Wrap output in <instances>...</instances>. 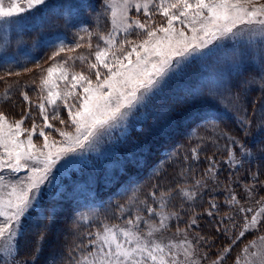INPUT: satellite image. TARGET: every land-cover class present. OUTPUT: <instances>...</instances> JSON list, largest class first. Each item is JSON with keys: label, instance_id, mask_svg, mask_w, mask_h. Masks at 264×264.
<instances>
[{"label": "rangeland", "instance_id": "rangeland-1", "mask_svg": "<svg viewBox=\"0 0 264 264\" xmlns=\"http://www.w3.org/2000/svg\"><path fill=\"white\" fill-rule=\"evenodd\" d=\"M90 1L86 0L89 7L81 8L79 5L85 0H46L45 5L23 13L19 17L0 19V77H2L0 78V112L6 115L8 122L20 119L25 111L30 109L28 118L22 127L30 130L33 123L38 127H43V117L38 105L41 98L47 96L46 91H41V77L47 76V72L41 69H47L53 65L49 57L58 50L61 43L74 48L76 41L80 40L81 36L84 37L80 40L81 46L75 48V51L70 52L65 49L56 57L57 62L67 60L69 80L61 79L59 72L56 71L52 77V84L56 85L55 91L70 89L72 73L82 72L95 80V72L94 70L90 72L87 62L82 63L80 59H68V57L85 56L95 62L94 52L97 45L100 48L108 47L100 39L101 34L107 35L111 32L115 36V44L111 52L117 56L131 51V44L128 42L139 44L147 38L146 33H141L139 29L126 33L114 28L110 9L107 6L109 0H95L91 5ZM8 3L9 0H5V6ZM260 5H264V0H252V3L247 6L251 8ZM127 12L130 18L148 20L143 10L137 12L134 6L129 7ZM151 20L153 26L165 24V18L155 9H153ZM174 27L179 31L183 26L176 22ZM81 29H87L93 35L89 37ZM184 30L191 38L192 33L187 29ZM234 33V35L230 34L214 40L199 53L177 64L156 88L147 93L131 109L123 120L99 136L87 151L72 154L58 161L49 179L40 186L28 214L22 218V228L16 238L18 250L14 257L6 258L9 264H61L64 257H69L67 264H75L81 252L88 250L78 248L77 245H86L89 239L94 238L90 237L88 232L102 231V225L123 224L126 219L130 218L133 209L140 210V214L146 216L147 213L143 211L145 206L139 204L140 201L152 203L154 208L158 207L150 193L144 194L141 191L137 180L133 181L129 178L126 181H120L118 186L114 183L129 167L131 161L135 168L138 167L137 159L142 155L145 146H154L163 140L169 141V146H172L176 133L173 128L176 126L182 128L185 121L192 120V118H195L196 122H206L213 119L214 113H219L221 110H223L221 112L234 111V108L245 106L254 99L244 96L242 101L234 106L230 101L234 90L244 92L248 88H255L262 91L261 96L264 95V82H262L264 81V31L260 30L259 25H238ZM89 43L92 45L91 48L88 46ZM121 45H123V52L120 51ZM109 59H112L111 53ZM130 59L133 62L136 60L135 53ZM32 60L33 62L38 61L35 64H39L41 68L33 65L19 72L13 69ZM124 63L127 64V61ZM102 71L106 70L102 69ZM9 72L12 74L7 75L6 73ZM252 73L256 74L255 78L250 75ZM21 92L28 94L30 104L24 102ZM5 93L9 94L10 99L4 98ZM44 103L47 107L46 100ZM58 103L60 104V116L67 121V109L63 107L62 101ZM47 111L50 117L52 109L47 107ZM249 111L244 114L239 112L237 115L242 121L247 118L249 122L244 125L253 123L254 127L264 123V104L260 108L257 106L249 108ZM178 112L192 114L186 117V115L177 114ZM50 122L56 128L74 132V126L62 125L59 120ZM44 130L50 134V143L53 139L57 142L63 139L54 129L45 128ZM219 131L214 126L203 134H198V138L202 136L198 140L199 144L206 143L205 145L213 150L215 156H218V160L214 161L215 166H212L213 169L220 166L221 156L224 153L218 141ZM27 135L26 131L22 132L19 139L26 142ZM151 136L153 137L149 139ZM32 139L38 146L43 144V137L38 135V129ZM172 154L173 149L164 148L160 159L162 155L165 157L149 172L162 167ZM258 163L261 164L262 161L259 160ZM197 167H199L198 164L189 169L186 165L185 169L177 165L173 168L172 177L166 180V182L169 181V185L177 186L183 182L179 187L172 186L179 190V194L183 189L194 192L196 195L194 198H188L189 200H184V198L182 200L181 194L180 197L175 198L176 191H172L173 195L169 197L165 210L175 215L166 221L167 229L158 235H162L165 242L180 240L186 236L194 245L196 251L194 258L199 261V264H212V261L222 255L226 241H221L220 237H210L209 232L207 234L205 232V235L201 232L206 230L207 226L221 224L231 231L233 237H236L244 223V214L239 213V207H253L255 200L264 196V185L260 183L264 179L255 181L251 178L247 179L246 182H252L255 185L252 187L254 192L249 193L244 190L245 195L239 194L237 198L240 201L239 205L230 206L233 212L218 214V208L224 210L220 208L223 202L218 201V204L214 198L208 201L205 196L207 192L213 196L221 191L225 192L227 187L222 188L214 184L209 186L207 180H212L214 177L210 175L205 177L203 172L198 173ZM259 168H256L257 171ZM189 170L198 174L196 182L179 180V174L187 173ZM0 175L5 178L2 183L9 185L8 188H0V194L6 198L12 184L19 185L21 181L27 182L29 172L28 169L17 173L4 170L0 172ZM192 187L196 189L192 190ZM161 191H164L162 187L156 186L151 193H156L158 196ZM113 194H119L120 200L117 202L115 198L113 200L115 206L107 208L105 205L108 200L112 199ZM190 201L191 203H188ZM213 203L218 208L210 209ZM209 210L217 216L208 215ZM225 214L228 218L219 221L218 218ZM247 215L250 218L251 214ZM193 219L196 220L195 225L191 224ZM178 228L184 231L177 234ZM80 230L87 234L83 243H78L82 237L76 233ZM260 235H264V225L259 230L241 238L231 253L226 255L223 253L226 262L222 264H233L237 253L249 241L255 240L256 242V248L250 251L264 248V241L258 239ZM212 242L217 250L211 253L208 248H213ZM0 259H5L2 253H0Z\"/></svg>", "mask_w": 264, "mask_h": 264}, {"label": "snow or ice", "instance_id": "snow-or-ice-1", "mask_svg": "<svg viewBox=\"0 0 264 264\" xmlns=\"http://www.w3.org/2000/svg\"><path fill=\"white\" fill-rule=\"evenodd\" d=\"M45 3L46 0H9L5 6V0H0V19L19 17ZM251 3L252 0H109L107 6L114 28L126 33L139 29L141 33H146L147 38L139 44L128 42L131 44V51L117 56L111 52L115 36L111 32L101 34L100 39L108 47L100 48L97 45L95 62L85 56L68 57L80 59L82 63L87 62L90 72H95V80L82 72L72 73L70 89L55 91L56 85L52 84V77L56 71L61 79L69 80L67 60L57 62L56 57L65 49L75 51V48L81 46L80 40L84 37L81 36L76 41L74 48L61 43L58 50L49 57L53 65L41 69L47 72V76L41 77V91H46L47 96L42 97L38 105L43 117V127H38L35 123L30 130L22 127L30 109L14 122H8L6 115L0 112V172L10 170L17 173L23 169H28L29 172L26 183L21 181L19 185L12 184L6 198L0 194V253L5 257L0 259V264H9L6 258L14 257L18 250L16 238L22 228V218L28 214L40 186L49 179L58 161L87 151L99 136L123 120L182 60L199 53L214 40L234 35V29L238 25H259L260 30L264 31V5L249 8L247 5ZM133 6L137 12L143 10L148 20L130 18L127 10ZM79 7L86 8L89 5L85 0ZM153 9L165 18V24L153 26ZM176 22L183 26L179 31L174 27ZM184 29L192 33L191 38ZM81 31L89 37L93 35L87 29ZM88 46L91 48V43ZM120 51L123 52V45ZM133 53L136 55L134 62L130 59ZM36 67L41 68L39 64ZM21 96L25 103H31L26 92H21ZM4 98L10 99L9 94L5 93ZM44 100L47 101V107L52 109L50 117ZM58 101H62L63 107L67 109V121L60 116ZM55 120H59L62 125L74 126V132L56 128L50 122ZM248 122L247 118L242 121ZM45 128L54 129L63 139L59 142L53 139L50 143V134L45 132ZM37 129L38 135L43 137V144L39 146L32 139ZM25 131L28 133L26 142L19 139ZM233 145L238 146L242 154L248 155L247 148L233 139L228 144V163H233L234 160ZM198 158L197 149H193L192 159ZM208 159L213 160L212 157ZM212 170L210 167L209 171ZM4 179L0 175V188L9 187L2 183ZM260 183L264 185V181ZM180 194L189 199L196 195L183 189ZM150 195L158 207L154 208L152 203L140 201L139 204L145 206L143 211L147 213L146 216L141 215L140 210L133 209L130 218L123 224L102 225V231L89 233L94 238L89 239L86 245H77L78 248L88 250L81 252L75 264H199L194 258V245L186 236L180 240L165 242L164 237L158 235L167 229L166 221L175 215L165 210L172 190L161 191L158 196L156 193ZM227 202L230 205L240 203L235 194ZM216 208V204L210 205V209ZM239 213L244 214V223L232 243L224 247L225 255L232 252L241 238L264 225V196L255 200L253 207H239ZM249 213L250 218L247 215ZM208 215H213V212L209 210ZM191 224L195 225L196 220L193 219ZM182 231L184 230L179 228L176 230L177 234ZM258 239L264 241V235H260ZM254 248L255 240L245 244L237 253L233 264H264V248L250 251ZM223 259V255L218 256L212 264H222Z\"/></svg>", "mask_w": 264, "mask_h": 264}, {"label": "trees", "instance_id": "trees-1", "mask_svg": "<svg viewBox=\"0 0 264 264\" xmlns=\"http://www.w3.org/2000/svg\"><path fill=\"white\" fill-rule=\"evenodd\" d=\"M92 2H95V0H91L89 4L91 5ZM32 62L33 60L29 63L20 66L19 68L13 69L19 72L27 69L29 66L36 65L35 63H37L38 61H34L33 63ZM244 70H246V68ZM250 75H253L254 78L256 76V74L253 73ZM262 82L264 81L262 80ZM261 93L262 91H258L255 88H248L244 92H236L234 90L233 95H231L230 99V101H232L231 104L234 106L239 104V101H242L241 99H243L244 96L253 97L254 99L250 103L248 102L246 103V105L244 104L245 106L234 108V111L227 110L226 112H221L223 111L221 110L219 111V113H214L213 119H210L206 122L198 121V123L195 121V118H192V120H187L185 121V123L183 122L184 125L182 126V128L176 126L175 128H173V131H175L176 133L174 134L175 138L172 140V146H169V141L167 142L166 140L160 141V143L154 146H145L144 150L142 151V155L137 159L138 167L135 168L133 161H131L129 163V167H127L124 172L121 173L120 177L114 182L115 185L118 186L120 181H126L127 179L131 178L133 181L137 180V182H139V187L141 188V191L144 194L153 192L156 186H161L164 191H176L174 193V197L177 198V196L180 197L179 190L177 188H172V186L177 185H169V181L166 182V180L172 177L173 168L177 165H181L186 169V165H188L190 169L191 167L198 164L199 167L196 168V171L198 173L203 172V175L205 177L209 175L214 177L212 178V180H207V182H209V186L214 184L215 186H220L222 188L227 187L225 192L221 191V193L215 194V196H213V194H211L210 192H207L205 196L206 200L211 201L210 198H214V201L217 203L218 201L223 202V205L219 206L220 208L222 207V209L224 210H221L217 207L218 214H224V212H226V214L228 212H233V208H231V205L227 202L228 200H230L233 194H235L236 197L239 198V194L245 195L244 190H247L246 192H249V186H251V192L249 193L254 192L252 187L255 185L252 184V182H246V180L249 178H251L253 181L257 179H264V123L259 126L256 125L253 127V123L244 125V123H242V119L237 117L239 112L244 114L245 112H250L249 108H253L255 106H257V108L262 107V105L264 104V95L261 96ZM177 114L184 116L186 115L187 117L192 113L178 112ZM255 118L257 121L258 117L256 116ZM236 121H238V123H236ZM214 126H216L218 130H220L217 133L219 135L218 141L219 143H221L220 148L222 149V151H224V153L221 156L220 166L216 167L212 171H209L210 167L215 166L214 161L218 160V156H215L213 150H211L209 147H207V145H205L206 143L203 145L199 144L198 140L202 136H199L198 138V134H203ZM153 136H151L149 139H151ZM163 138L167 139V137ZM233 139L247 148L248 155L242 154L239 147L233 145L234 160L233 163H228V144ZM164 148L173 149V154L170 156V158L165 161L162 167H160L156 171L149 172L152 167L158 164L160 160L165 157V155H162V158L160 159L161 151ZM193 149H197L199 153V158L197 160L192 159ZM208 157H212L213 160L209 161ZM199 159H201V161ZM259 160L262 161L261 164L258 163ZM237 161L238 163H236ZM256 168H259V170L257 171ZM194 172L195 171L190 172L189 170V172L187 173L184 172V174H179V180H186L187 182H196L198 174H195ZM182 183L183 182H180L179 185H181ZM195 189V187H192V190ZM115 198L118 202L120 200L119 194H113L112 199L108 200V203H106L105 206L107 208H112L113 206H115L113 201ZM183 198L184 200H189L188 198L182 196V200ZM180 203H182V201ZM188 203H191V201ZM226 214L220 216L218 220L221 221L222 219H227L228 216ZM233 221L235 222V219ZM216 226L217 224L211 225L209 227L207 226L206 230L201 233L204 234L206 232L205 234H207V232H209L210 237H220L221 241H226V246L231 244L232 240L235 239V237L232 236L231 231L227 228L225 229V225L218 224V226ZM215 229L217 230L215 231ZM213 230L214 232H212ZM76 234L79 235V237H82L80 238L78 243H83L85 242V237L87 234H89V232L86 234L83 232V230H80ZM212 245L213 248H208L210 249L211 253L217 250L214 242H212ZM221 254L224 255L223 252ZM62 255L64 254L62 253ZM68 258L69 257H64L61 264H67L66 261ZM224 262H226V257L223 259L222 263Z\"/></svg>", "mask_w": 264, "mask_h": 264}]
</instances>
